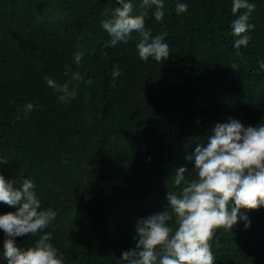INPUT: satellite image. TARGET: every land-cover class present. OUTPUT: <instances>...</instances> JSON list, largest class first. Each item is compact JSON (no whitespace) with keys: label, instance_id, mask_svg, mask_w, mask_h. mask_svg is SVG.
<instances>
[{"label":"trees","instance_id":"trees-1","mask_svg":"<svg viewBox=\"0 0 264 264\" xmlns=\"http://www.w3.org/2000/svg\"><path fill=\"white\" fill-rule=\"evenodd\" d=\"M174 2L165 0L161 21L148 10L146 26L166 33L170 47L157 62L141 60L134 44H108L100 21L116 0H0V173L32 178L41 206L58 209L45 231L65 264H121L138 219L162 211L168 190H178L175 169L195 176L186 156L217 122L264 123V0H253L251 40L239 55L231 0H184L179 15ZM66 64L92 77L73 81L78 95L69 103L43 80L67 79ZM29 101L39 107L25 118ZM14 210L0 202V213ZM241 211L249 227L238 221L210 241L216 264H264V206ZM38 235L15 239L26 247ZM4 238L0 230V247Z\"/></svg>","mask_w":264,"mask_h":264},{"label":"clouds","instance_id":"clouds-1","mask_svg":"<svg viewBox=\"0 0 264 264\" xmlns=\"http://www.w3.org/2000/svg\"><path fill=\"white\" fill-rule=\"evenodd\" d=\"M135 3L136 0H116L117 6L105 11L100 26L109 37L108 44L112 49L134 44L144 61L167 59L170 47L166 33L153 35L145 23L149 9L156 21L163 19L165 0H140L139 15ZM255 7L253 0H231L235 16L231 21L235 37L232 44L238 55L241 46L246 47L251 40L254 24L250 16ZM174 9L178 15L185 13L188 4L175 0ZM83 56L82 50L75 51L73 62L79 66ZM257 64L264 69V59H258ZM63 74L67 77L64 81L51 75L43 77L63 103L78 95L73 81L92 83L91 76L85 79L67 64ZM110 79L118 82L120 71L114 70ZM38 107L29 101L21 111L27 118ZM186 159L193 162L195 176L187 177L189 170L184 165L175 169L172 184L178 190H168V204L162 211L138 219L135 245L121 252V264H216L210 243L216 230H231L238 221H244L247 228L251 221L241 209L264 206V123L245 126L235 118L217 122L207 143L196 144ZM0 202L15 207L14 211L0 213V230L5 237L0 250L6 264H65L63 253L52 243L53 233L45 231L57 217L58 209L41 206L32 178L14 180L0 173ZM37 233L38 238L29 246L16 242L17 236Z\"/></svg>","mask_w":264,"mask_h":264}]
</instances>
